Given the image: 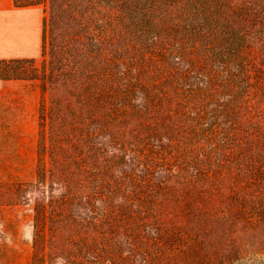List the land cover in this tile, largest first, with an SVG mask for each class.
Returning a JSON list of instances; mask_svg holds the SVG:
<instances>
[{
  "label": "trees",
  "instance_id": "trees-1",
  "mask_svg": "<svg viewBox=\"0 0 264 264\" xmlns=\"http://www.w3.org/2000/svg\"><path fill=\"white\" fill-rule=\"evenodd\" d=\"M48 3L29 264L260 261L264 0Z\"/></svg>",
  "mask_w": 264,
  "mask_h": 264
},
{
  "label": "rangeland",
  "instance_id": "rangeland-1",
  "mask_svg": "<svg viewBox=\"0 0 264 264\" xmlns=\"http://www.w3.org/2000/svg\"><path fill=\"white\" fill-rule=\"evenodd\" d=\"M30 8L41 18V53L36 57L0 58V116L4 119L0 125V163L9 165L7 172L0 170L2 181L30 183L36 177L39 113L41 103L48 97V41L42 37L48 0ZM66 21L64 41L73 51L75 45L70 39L76 36L71 27L73 21ZM24 192L30 197L35 195L31 189ZM3 207L0 211V244L3 245L0 264H29L33 251L32 201L27 199ZM257 260L254 264H264V257Z\"/></svg>",
  "mask_w": 264,
  "mask_h": 264
},
{
  "label": "crops",
  "instance_id": "crops-1",
  "mask_svg": "<svg viewBox=\"0 0 264 264\" xmlns=\"http://www.w3.org/2000/svg\"><path fill=\"white\" fill-rule=\"evenodd\" d=\"M41 53V18L30 6L0 2V58L36 57Z\"/></svg>",
  "mask_w": 264,
  "mask_h": 264
}]
</instances>
